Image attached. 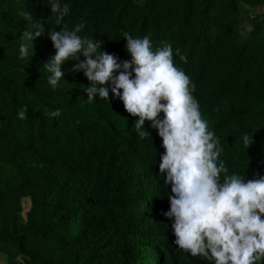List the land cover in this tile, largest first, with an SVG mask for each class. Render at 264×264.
<instances>
[{"label":"trees","instance_id":"16d2710c","mask_svg":"<svg viewBox=\"0 0 264 264\" xmlns=\"http://www.w3.org/2000/svg\"><path fill=\"white\" fill-rule=\"evenodd\" d=\"M60 2L69 7L61 26L84 22L79 34L121 59L129 58L123 31L178 48L186 59L174 52V62L195 84L228 174H264V10L251 13L264 0ZM49 5L0 0V264H208L173 243L162 214L161 138L148 122L153 138L139 137L122 102L86 100L90 82L76 61L62 64L53 90L43 68L55 53L46 33L19 58L23 33L61 27ZM246 23L254 30L244 37ZM54 108L61 115L49 117Z\"/></svg>","mask_w":264,"mask_h":264},{"label":"clouds","instance_id":"9594fccd","mask_svg":"<svg viewBox=\"0 0 264 264\" xmlns=\"http://www.w3.org/2000/svg\"><path fill=\"white\" fill-rule=\"evenodd\" d=\"M49 8L61 26L68 5L50 0ZM84 27L80 22L71 30L61 26L25 32L19 58L29 56L33 38L46 33L55 53L43 62V68L53 90L64 79L62 64L76 61L73 69L90 82L86 100H119L133 118L139 137L150 134L148 127L144 130L146 122L156 131L163 148L157 152L158 171L169 202L162 214L170 220L177 248L208 264H264V174L256 173L251 179L228 174L219 141L193 94L195 84L174 62V52L186 59L180 50L170 43L154 48L148 34L133 36L123 31L129 58L121 59L107 52L99 40L80 35ZM253 30L254 24L246 23L241 36ZM47 115L58 117L61 109H51ZM17 117L25 119V110H18ZM241 143L248 149L253 142L245 133Z\"/></svg>","mask_w":264,"mask_h":264},{"label":"rangeland","instance_id":"374dc122","mask_svg":"<svg viewBox=\"0 0 264 264\" xmlns=\"http://www.w3.org/2000/svg\"><path fill=\"white\" fill-rule=\"evenodd\" d=\"M250 10H251V8H250ZM264 10V6H262V7H259L257 10H255V9H252L251 10V13H253V14H258V13H260V12H262ZM23 204H24V207L26 208V210L29 208V206H30V200L28 199V198H26L24 201H23ZM25 210V211H26ZM4 262V261H3ZM3 262H2V264H3Z\"/></svg>","mask_w":264,"mask_h":264}]
</instances>
